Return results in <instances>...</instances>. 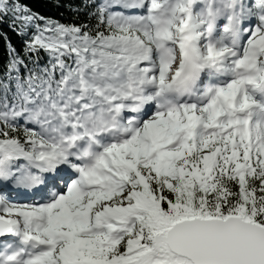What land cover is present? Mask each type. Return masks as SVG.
I'll list each match as a JSON object with an SVG mask.
<instances>
[{
    "label": "snow or ice",
    "instance_id": "6c2138e0",
    "mask_svg": "<svg viewBox=\"0 0 264 264\" xmlns=\"http://www.w3.org/2000/svg\"><path fill=\"white\" fill-rule=\"evenodd\" d=\"M72 10L0 0V264H264V0Z\"/></svg>",
    "mask_w": 264,
    "mask_h": 264
},
{
    "label": "trees",
    "instance_id": "16d2710c",
    "mask_svg": "<svg viewBox=\"0 0 264 264\" xmlns=\"http://www.w3.org/2000/svg\"><path fill=\"white\" fill-rule=\"evenodd\" d=\"M22 2L27 3L34 11L40 14L55 17L62 22H72L78 19L76 13L72 9L83 5V0H22ZM8 31L6 26L0 28V33ZM9 36L14 43L17 42V38L14 34L9 32ZM5 55L6 42L3 37L0 36V65L4 63Z\"/></svg>",
    "mask_w": 264,
    "mask_h": 264
}]
</instances>
